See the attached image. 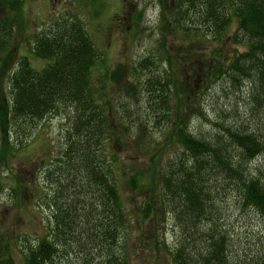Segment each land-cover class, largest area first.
Segmentation results:
<instances>
[{
    "label": "trees",
    "instance_id": "16d2710c",
    "mask_svg": "<svg viewBox=\"0 0 264 264\" xmlns=\"http://www.w3.org/2000/svg\"><path fill=\"white\" fill-rule=\"evenodd\" d=\"M1 1L18 11L23 0ZM175 7L167 19L170 24L183 26V20L185 27L214 37L236 22L230 38L244 43L246 49L226 63L208 64L202 80L214 77L243 90L239 101L244 103L247 97L253 106L252 125L233 124L234 117L231 124L214 120L219 128L197 133L188 123L192 104L180 97L176 108L169 104L171 85L176 89L168 73L149 69L144 78L131 83L126 81L127 68L117 64L105 76L126 97L119 99L125 111L122 117L133 116L130 103L136 104V110L145 107L149 121L169 115L167 136L181 146L166 159L159 175V208L168 219L174 264H264V0H176ZM84 22L73 11L54 15L31 36L29 52L44 64L32 63L24 53L8 78L5 121L18 136L27 135L39 119L56 113L58 107L69 109L64 144L43 171L51 187L47 201L52 208L51 237L44 234L29 245L24 264H58V258L67 254L82 264H126L117 247L125 211L104 148L115 125L110 115L116 110L109 99L96 96L98 88L90 74L100 52ZM0 42L7 40L1 37ZM142 61L146 64L149 57ZM184 93L189 97L187 89ZM121 96L117 94L116 100ZM198 96L197 107H191L200 112ZM236 104L225 106L224 113L221 108L225 119L237 112ZM138 114L132 123L144 129ZM256 159L261 163L251 167ZM148 206L146 202L141 208L144 215L151 210ZM230 213H238L236 219ZM258 218L263 224L260 229L252 223ZM2 244L0 238V264H15Z\"/></svg>",
    "mask_w": 264,
    "mask_h": 264
},
{
    "label": "rangeland",
    "instance_id": "374dc122",
    "mask_svg": "<svg viewBox=\"0 0 264 264\" xmlns=\"http://www.w3.org/2000/svg\"><path fill=\"white\" fill-rule=\"evenodd\" d=\"M175 3L176 0H23L19 10L15 11L0 0V39L5 37L7 40L5 45L0 42V238L15 264H24L23 254L29 245L44 234L51 237L52 208L47 204L51 187L43 171L64 144L69 109L58 107L56 113H48L39 119L27 135L20 133L18 136L9 131L10 126L8 128L5 121L10 99L8 78L17 59L24 53L30 56L32 63L44 64L43 59L33 57L29 52L32 33L42 30L54 15L65 10L75 12L85 21L88 34L98 46L100 59L91 71V81L95 89L98 88L96 96L102 101L109 99L116 110L110 115L115 125L104 148L126 217L117 247L126 264H174L168 219L159 208V175L166 159L181 146L167 136L171 130L169 115L164 120L163 117L160 120L150 117L149 121L145 107L139 105L136 110V104L130 103L133 116L130 119L122 117L125 111L119 105L126 97L121 96L120 86L105 73L117 64L121 65L123 70L127 68L126 81L131 83L144 78L149 69L169 74L176 89L171 85L173 96L169 104L172 107L178 105V97L197 107L194 100L199 95L197 102L201 111L190 106L192 112H189L188 122L197 133L219 128L214 120L231 124L236 117L233 124L238 126L254 123L251 118L253 106L247 103V97L244 103L239 101L243 90L225 80H214V77L210 81L202 80L211 64L226 63L233 54L246 49L244 43H235L230 38L236 30V22L232 19L227 30L217 37L202 34L191 26L185 27L187 23L183 20V26L167 21L173 16ZM147 56L149 61L145 63L148 66L142 61ZM186 89L189 97L184 93ZM117 94L121 96L118 100ZM234 102L238 105L237 112L225 119L224 109ZM137 112L144 129H136L132 123ZM260 163V159H256L250 166L256 167ZM146 202L151 210L144 215L141 208ZM237 214L230 213L229 217L234 215V220ZM259 221L260 218L252 222L257 229L263 226ZM58 261V264H82L68 254Z\"/></svg>",
    "mask_w": 264,
    "mask_h": 264
}]
</instances>
